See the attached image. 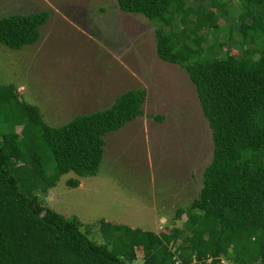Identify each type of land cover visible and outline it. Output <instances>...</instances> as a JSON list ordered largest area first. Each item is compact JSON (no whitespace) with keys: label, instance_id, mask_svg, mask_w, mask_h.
I'll use <instances>...</instances> for the list:
<instances>
[{"label":"trees","instance_id":"trees-1","mask_svg":"<svg viewBox=\"0 0 264 264\" xmlns=\"http://www.w3.org/2000/svg\"><path fill=\"white\" fill-rule=\"evenodd\" d=\"M233 1L240 42L262 39L253 51L219 52L215 45L224 41L203 50L202 28L222 26L213 11L185 0H116L120 10L155 25L158 57L186 70L211 131L197 194L175 207L171 226L158 232L103 218L83 230L75 215H62L41 197L64 174L76 175L66 179L75 187L79 177L97 173L105 134L141 113L143 88L53 126L37 105L17 98L13 83L0 84V264H131L137 252L141 264H264V0ZM48 15L47 9L1 15L0 44L19 49L36 42Z\"/></svg>","mask_w":264,"mask_h":264},{"label":"rangeland","instance_id":"rangeland-1","mask_svg":"<svg viewBox=\"0 0 264 264\" xmlns=\"http://www.w3.org/2000/svg\"><path fill=\"white\" fill-rule=\"evenodd\" d=\"M185 1L213 11L222 26L215 32L202 28L203 50L221 41V47L215 45L219 52L259 47L261 38L240 42L230 12L233 0ZM41 9L49 15L36 42L19 49L0 44V84L13 83L17 98L37 105L47 124L104 108L124 90H145L141 113L105 134L97 173L79 177L75 187L66 184L74 173L62 175L41 195L43 203L66 217L75 215L83 230L84 223L100 218L155 232L170 227L175 207L197 194L212 151L211 131L188 73L158 57L155 25L142 14L120 10L116 0H0V16ZM131 264H141L140 252Z\"/></svg>","mask_w":264,"mask_h":264}]
</instances>
